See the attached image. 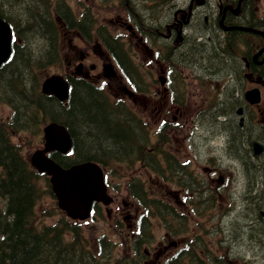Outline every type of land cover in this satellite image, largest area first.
<instances>
[{
  "label": "trees",
  "instance_id": "16d2710c",
  "mask_svg": "<svg viewBox=\"0 0 264 264\" xmlns=\"http://www.w3.org/2000/svg\"><path fill=\"white\" fill-rule=\"evenodd\" d=\"M59 4L53 9L51 0H0V17L10 24L19 38V42L12 44L10 60L0 68V103L8 105L11 111L7 121L0 123V264H140L144 257L142 246L152 237L153 218L158 219L168 233L185 234L192 218H208L207 213L214 207V197L207 192L204 196L198 195L201 186L197 175L161 146L166 135H158L160 145L148 150L151 144L147 128L141 123L137 127L128 116L114 117L112 114L122 112V108L112 111L89 86H72L66 107L39 92L35 72L41 71L50 61H59L60 26L56 18L68 26L73 23L68 6L63 2ZM251 13L254 18L251 26L264 31L261 24L264 10L260 18L255 17L251 5ZM88 17L85 10L75 22L77 27L84 26V31H92L95 21ZM252 38L254 42L258 40V36ZM199 52L193 51L192 56ZM216 58L217 71L229 69L230 64H220ZM206 60L202 58L198 62L204 64ZM173 89L177 94L178 86ZM47 117L66 124L74 137L73 158L55 153L52 158L56 162L68 165L73 160H95L106 165L141 160L148 170L162 179L171 181L174 178L179 187L187 184L189 214L177 211L163 199L149 197L144 183L131 177L127 190L141 208L130 243L131 252L114 256L113 243L103 235L97 238L96 248L90 247L80 224L62 215L51 224H38L43 213L35 211L40 197L35 183L37 174L28 166L19 146L11 142V135L27 129L33 132ZM93 209L98 210L97 204ZM209 250L200 235H192L165 264H204L200 253L204 251L211 258Z\"/></svg>",
  "mask_w": 264,
  "mask_h": 264
},
{
  "label": "flooded vegetation",
  "instance_id": "af4514ba",
  "mask_svg": "<svg viewBox=\"0 0 264 264\" xmlns=\"http://www.w3.org/2000/svg\"><path fill=\"white\" fill-rule=\"evenodd\" d=\"M256 1L124 0L123 7L129 4L136 8L143 6L149 8L150 12L134 13V23L125 12L114 20L122 28H127L126 30L130 32L128 39L142 50L143 55L152 58L154 53L156 56L165 54V64L162 60L160 64V60L156 57L153 59V63H157L158 68H172L171 57L179 53H181L179 54L181 60L188 61V65H195L198 59L193 58L195 55L192 56V52L199 50L197 55L203 59L215 51L223 63L231 62L232 72L226 83L228 89L220 91V93H227V97L221 101L219 94L211 103H205L207 100H204L199 104L202 103L200 107L207 111L202 112L203 115L209 113L215 120L212 138L215 140L216 161H224L232 173L230 187L227 188L230 198L228 201L224 200V203L232 202L233 208L228 205L223 215L248 218V226H245L249 229L248 246L246 252L244 248L243 250L247 253L250 248L251 254L248 256L246 254L244 259L258 263L259 257L264 259V232H262V224H264V36L255 35L258 36V40L254 42L252 38L254 34L241 30L224 31L219 24L220 15L224 10V26L252 27L254 18L251 13V4ZM239 2L240 12L237 15L238 12L233 13L228 6L234 8ZM140 19H143L145 23ZM128 22L132 25H127ZM261 24L264 26V19H261ZM257 29L263 31L262 28ZM147 31L151 33L154 40L151 49L142 44L143 33ZM76 34L83 42L86 51H79L69 42L70 59L65 63L68 71L73 69L72 72L76 74L75 78L77 77L76 81H84L87 86L88 84L96 87L101 85V88H105L113 100L125 102L131 100L132 103H136L140 94L127 92L126 87L129 84L122 74L121 68L124 66L120 64L122 58L120 53L118 54L106 42L103 46L90 34L86 39L79 33ZM115 49L121 50L120 47ZM205 52H208L206 57L201 55ZM236 62L239 63L237 67ZM250 89L259 93V100L255 103H249L245 99L244 93ZM141 98L146 99L144 96ZM160 110L161 108L158 109ZM216 181L217 187L214 190L217 194L224 191L222 187L225 186L226 181L223 178H216ZM219 205L220 208L223 207L220 201ZM123 218L128 222V226L134 227V220L129 213L124 214ZM219 222L221 230L229 224L225 219H220ZM259 226L261 231L256 232L257 236L254 237L251 229H257ZM220 241L225 244L232 241L231 244L234 242L235 246L240 247L241 238L236 237L235 234L233 237L222 234ZM254 243L258 249L256 253L253 250Z\"/></svg>",
  "mask_w": 264,
  "mask_h": 264
},
{
  "label": "rangeland",
  "instance_id": "374dc122",
  "mask_svg": "<svg viewBox=\"0 0 264 264\" xmlns=\"http://www.w3.org/2000/svg\"><path fill=\"white\" fill-rule=\"evenodd\" d=\"M59 2H63L68 5L70 10H72L73 14L77 17H80L82 11L87 10L89 14H92L91 17H95L97 23L96 27L102 24L114 35L121 34L124 41L123 46L127 48L129 53L132 55L130 56V59L133 60V62L141 70L143 77L142 80L145 83H150L151 86L154 85L151 80V75L153 77H158V75H160L159 68L154 66L151 61L143 59V56L139 52L138 48L132 41L127 39V36H125L126 33L122 30L117 21L114 20L125 12L131 22L134 23V20L130 17L128 12H132L134 14L138 13V11L123 7V0H55L52 8L55 9V7L57 8V6H60L61 4H59ZM254 5L255 9L258 10L259 15H261L264 10V0H259L258 3H254ZM122 7L124 9H122ZM108 20H111V22H108ZM70 30V33H72L73 29ZM65 32L66 31L63 30V33L60 34V61L43 70L41 72L42 78L62 73L64 67L63 62L66 59L65 53L68 52L67 46L69 40L72 39L71 42L79 46L81 51L83 50L82 43L76 37L72 36V34H65ZM146 40L151 45L150 39ZM201 55L206 57L208 56V52ZM148 72H150V74ZM155 87L157 88H151L147 91L146 95L149 96V100H147V98L143 99L141 98L142 96H140L136 103L128 101L126 102V105L141 118L142 122L146 124L152 144H156L157 137L159 135L155 133V130L162 122L166 121L165 127L168 129L166 131H162V133L166 135V141L170 143L167 144L168 146L165 145L164 147L172 151L173 154L181 161L188 162V167L189 165L191 166L190 170L194 174H198L200 178L208 180L214 189L217 187L215 186L217 185L216 178L225 179V186L222 187L225 192L214 194V197L216 199L218 198V205L219 201L220 203L224 200L227 201V188L230 187L229 179H231L232 173L224 161H213L212 158L214 157V152H216L214 151L215 140L209 139L211 132L203 136L202 124L196 121V118L192 117V113L190 111L193 109L195 101L191 99L188 101L186 106L177 107L160 98L162 96L160 93L162 92V88L159 87V84H156ZM154 106L156 108H154ZM159 108H161L160 111H158ZM9 113V108L4 104H0V123L7 121ZM33 131L34 133L28 129L21 130L12 132L11 135V142L19 146L26 160L29 159L34 150L42 147L41 131H39L38 128ZM106 166L104 167L107 178L106 184L108 186V194L112 197V203L106 207L99 205L100 215L92 214V216L88 219L80 222V227L89 244H95L97 238L103 235L113 243V255L115 256L116 254V256H120L128 253L127 244H129V240L131 239L129 230H127L126 227L128 222L123 218V216L126 213H130L132 216L133 214L138 215L141 211L138 204L128 195L126 191V182L131 177L134 176L143 181L147 193L151 198H161L166 200L177 210H182V208L185 207V193L182 192V190L173 182L169 183L166 181H160V179H158L153 172L148 170L143 165L141 160L135 161L132 164H126L125 162H111V165ZM37 185L43 192L41 199L37 203V209H39V211H44L46 208V210H51V208L56 209L54 199L46 191L47 185L43 177L39 176ZM223 209H226L225 205L223 206ZM214 212L216 214H220L219 206L216 207ZM55 217V212L50 215L46 214L42 222L49 224L55 220ZM192 219L193 220L190 222V227L187 233L174 236L171 233L168 234L164 230L158 219L153 218L151 220V242L146 243L143 247L144 249L147 248L150 250V256L149 258L142 259L140 264H160L161 261L164 262L168 256H171L174 251L177 250L181 244L187 241V239L192 235H201L203 242L210 246L213 251V255L219 253L221 256H224L225 249H220L218 245V239L221 237V234L209 236L206 234V231L202 229L203 226L208 227L209 224L217 223L219 217L214 223L211 221H204L202 218ZM225 230V235H228V227H226ZM256 230L257 229H255L253 233L251 232L254 237L257 236ZM262 232H264V230ZM248 235L249 233H245L244 231L237 234V237L241 238V242L240 247H237L236 250L244 256L246 254L247 256L251 254L250 248H248V252L245 253L248 246ZM253 246V250L256 253L258 250L256 243H254ZM243 260L245 263H241L240 260H236L233 264H264V259L262 257H259L258 263L256 261H245L242 257L241 261Z\"/></svg>",
  "mask_w": 264,
  "mask_h": 264
},
{
  "label": "water",
  "instance_id": "95a60500",
  "mask_svg": "<svg viewBox=\"0 0 264 264\" xmlns=\"http://www.w3.org/2000/svg\"><path fill=\"white\" fill-rule=\"evenodd\" d=\"M248 30L256 32L252 29ZM10 38L9 26L0 19V64L10 54ZM42 93L53 94L59 101H63L67 97V84L57 77L48 78L42 84ZM246 97L252 102L257 100V97L251 99V92L246 93ZM43 133L45 147L32 154L30 163L39 172L50 175L49 181L58 207L69 218L83 220L89 216L93 201L108 204L111 199L106 194L102 173L96 164L85 162L65 169L45 155L52 149L62 153L68 150L70 139L65 128L51 122L43 128Z\"/></svg>",
  "mask_w": 264,
  "mask_h": 264
}]
</instances>
